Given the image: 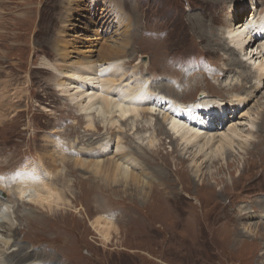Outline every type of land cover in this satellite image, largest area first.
I'll use <instances>...</instances> for the list:
<instances>
[{"label":"rangeland","instance_id":"1","mask_svg":"<svg viewBox=\"0 0 264 264\" xmlns=\"http://www.w3.org/2000/svg\"><path fill=\"white\" fill-rule=\"evenodd\" d=\"M263 16L264 0H0V113L4 108L7 110L12 100L22 99L20 104L10 106L9 114L0 124V173L22 169L25 163L33 162L42 163L47 167L44 170L50 171L49 166L55 161L57 167H62L58 173L67 174L70 179L75 177L60 163L59 151L66 150L71 155L76 169L83 161L111 166L120 157L121 150L115 148L117 133L112 130L113 138L108 140L116 142L114 147L110 148L112 142L107 140L106 147L98 144L87 148L105 129L92 133L94 127L88 126L87 119L71 99V94L80 90L70 87V78L74 77V67L84 62L93 67L101 62L98 69H102L112 62L113 56L125 51L124 60L127 62L125 58H128L132 65L140 61L150 63L153 76L150 73L146 77L157 85L162 82L172 85L173 77L178 75L199 77V85L192 93L186 85L175 86L183 94L179 102H195L204 94L235 99L233 93L228 98L229 83H242L241 78L253 77L258 71L252 70L254 74L247 75L251 70L249 61L245 57L239 63L234 61L241 55L239 48L227 39V30ZM223 42L235 50L225 49L221 46ZM218 47L220 54L215 56L216 50L213 52L211 48ZM230 55L236 70L229 75V80L213 76L217 87L208 91L206 70L225 67L232 58ZM105 61L109 64L102 63ZM115 64L121 65V62ZM160 74L168 75L159 77ZM261 80L263 87L257 91L248 83L243 99L238 100L240 107L229 111L212 135H208L214 137L212 144H215L222 131L235 125L244 135L256 129L252 130L245 149L236 144L240 150L236 149L231 157L229 168L204 160L201 152L198 153L200 148L194 147L186 153L181 143L175 145L168 133L158 130L160 124H167L163 118L166 114L161 113L140 120L136 132L129 130L130 124L126 122L118 129L120 141L126 142L118 144L125 146V151H131L138 162V156L145 160L146 176L126 165L137 176L136 181L129 180L109 189L100 184L87 196L74 186V181L64 185L60 174L55 172H50L49 177L42 176L49 182L46 190L42 185L26 184L28 180L18 181L25 171L7 178L3 187L0 185V222L5 221L3 224L17 229V233L6 234L0 227V259L8 261L5 255L9 253V256H18L10 259L15 262L20 259L21 264H45L49 259L56 264H264V214L259 217L257 213L262 209L259 206L264 207V195H253L264 189L257 179L262 167L259 162H252L255 156L248 154L259 140L258 134H264V66ZM68 87L71 90L67 93ZM164 112L169 114L167 109ZM249 121L254 122V128ZM80 135L88 138L84 144L76 143ZM160 144L161 153H171L172 163H175L174 156L186 158L177 164L180 175L176 178L175 173L169 176L165 161L159 162L153 175L150 173L149 166L156 162L145 156L146 150L152 147L151 153L160 161L154 153ZM142 145L147 148L141 151ZM78 147L88 149L89 155L77 152ZM118 163L125 165L121 160ZM197 166L201 168L200 173L196 172ZM88 169L91 170V165ZM172 180L174 185L167 184ZM170 188L177 190L176 198L171 196ZM101 190L116 198L114 205L109 203L106 213L99 210L106 204ZM49 203L55 205L48 210L52 216L58 217L54 214L61 211L68 213L60 216L66 224L65 245L61 244L62 238H55L58 234L52 230L32 229L26 224L28 219H39V213L49 209L45 207ZM15 206L16 214L12 210ZM116 206L120 212L108 214ZM131 207L134 215L130 213ZM242 216L247 217L236 219ZM79 226L77 235L74 228ZM24 248L27 249L23 251Z\"/></svg>","mask_w":264,"mask_h":264},{"label":"bare ground","instance_id":"2","mask_svg":"<svg viewBox=\"0 0 264 264\" xmlns=\"http://www.w3.org/2000/svg\"><path fill=\"white\" fill-rule=\"evenodd\" d=\"M254 19L255 17L251 21L245 24L239 23L237 26L236 24L234 25V27L230 26V29L227 30V35H228L227 39L231 41L232 43H234L237 48H239L238 52L240 54L239 53L238 54L241 55V58H235L234 61L236 63H239L243 60L242 57H245L247 61H249L247 64H249L248 66H250L249 68L251 69L249 72H247V75L254 74L253 72L255 70L258 71L257 74H255V76L253 77L246 76L244 80L241 78V81H243L242 83H238V82L235 84H232L231 82L229 83L230 93H229L228 98L230 97V94L233 93V96L235 99H232V100H226L227 98L226 95L216 94L213 97H211L210 94H206V95L204 94V96L200 97L195 102H191V103L179 102L182 100L183 94L177 91L175 86L186 85L185 88L186 89L189 88L188 90L189 93H192L199 85V82L201 80L199 79V77H195L194 75H188V76L178 75L176 77H173L172 85L167 84L166 82L164 83L162 82L160 83V85H157L153 81H151L149 77H146V75H149L150 73L153 76L152 71H150V63L145 64L140 61L137 64L132 65L133 63H130L131 61H129L128 58H125L127 62L124 60V57H127V54L125 51H122L121 53H118L111 58L112 62L110 64L113 66H110V64L106 63L107 61H105L102 63L109 64V65H107L106 67L102 69H98L100 67L101 62H98L96 66L94 65V67L90 66L86 62L82 63V65L80 66L74 67V73H73L74 77L70 78L69 85H71L70 86L71 88L73 89L76 88L80 91L73 92L71 94V99L75 101L80 111L82 112L83 117L87 119L89 123L88 126L94 127V130L91 129L93 130L92 133H95V132L99 133L100 131L105 129V132L101 134V137L99 136L96 142L89 143L87 145V148L89 149L98 144H100V147L101 146L106 147L109 145L107 144L108 142H112L109 145L110 148L114 147L116 142L108 140L109 137H112L111 130L113 131L114 134L117 133L115 138L118 144V142H121L118 137V134H121V132H118V129L122 128L124 122L130 124L129 130H133L134 132H136L139 129L138 124L140 123V120L144 119V117H146L147 115L159 116L162 113L163 115L166 114L165 116H163V118H164V121H167V124L166 126H164V124H160L158 130H160L161 133H166V134L168 133V135H170V137L172 138V142L175 145H178L179 143H181L182 148H183L182 150H185L186 153L191 152V150H193L194 147L200 148L198 153L201 152V157L204 160H207L210 163L212 162L220 163L222 168L230 166L231 157L236 152V149L238 147L241 149H245V146L247 145L250 138L252 137L253 129H251V132L249 131L248 134L244 135L242 130L238 128V125H235L234 127H230L228 130L224 132L222 131L219 140L215 144H212V141H213L212 139H214V137L208 136V135L209 134L212 135L211 133H213V131L217 128V126H219V123L222 122L223 119L227 117V114H229V111H234L236 110L237 107H240L238 105V102H239L238 100L243 99L241 96H242V93L245 92V90L247 89L248 83H251L249 87L254 88L255 91H257L260 87L261 88L263 87L261 76H262V69H263L264 64L261 62L264 60V16L260 17V19L259 18H257L256 20ZM155 43L160 44V41H156ZM254 44H257V46H255ZM144 46L145 45H143L142 47ZM221 46H223L225 49H228V50H235V47L233 49V47H231L230 45H227L225 42L221 43ZM211 50L213 52L216 50V52L214 53L212 52V53L215 56H218L220 54L219 51L221 49L218 47L216 49L211 48ZM245 50L247 52L243 54ZM166 53L172 56L175 55V54H171V52H166ZM232 59H233V56L231 59H229V62L225 67L221 66L219 69L209 68V70H206L205 78H206V86L207 88H209L207 89L208 91H211L210 88L217 87V85L212 79L213 76L218 77L219 79H225V78L228 79L229 75L233 71L236 70L231 65ZM116 62L118 63L121 62V65L120 64L116 65L115 64ZM134 66L136 67V69H133ZM144 67L146 68V70H143ZM140 73H142L141 76H138L140 75ZM240 73L241 71L239 70L238 74ZM73 74H71V76H73ZM167 75L160 74L159 77L167 76ZM247 77H249V79H247ZM234 79H236V77H234ZM245 80L248 81L247 84H244ZM83 85L84 87H82ZM237 87H241L242 90L237 89ZM70 90L71 89L69 88V89H66L65 91L68 93ZM19 92L20 91H17V94ZM252 95H255V94L253 93ZM21 101L22 99H19L16 101L12 100V104L11 103H10L11 105L9 104V107L7 108V110L5 108L3 109V111L0 113V124L6 119L7 115L9 114L8 110L10 106L14 104L18 105L21 103ZM165 109L169 110V114L164 112ZM129 120L131 121V123H129ZM84 122H86L85 119H84ZM248 124L251 126V128H254L255 126L253 121H249ZM124 131L126 132L125 134H127V136L130 137L131 134L126 130ZM139 131H142V130H139ZM253 131L255 132L256 129ZM258 131H261V127L258 128ZM81 133L82 132H80V134ZM258 135L259 136H257V139L259 140L258 141L256 140L254 142L252 150L251 151L249 150L248 154L255 156V158L252 159V162H256V163L259 162V165H261L262 167L261 172L257 175V179H258V182L261 184V187L264 188V134L260 132ZM83 137L84 136H81V135L78 136V140H76V143L84 144L85 141L88 140V138L85 139ZM253 137H254V133H253ZM204 139L206 140L204 141ZM105 141H107V143H105ZM202 141H204V143L199 145V143ZM121 143L126 144V142H121ZM117 144L115 148L117 147L118 151L121 150V152L119 153L120 157L115 158L116 161L111 166L101 165L98 162L86 163L85 161H83L80 163L81 167L79 168L77 167L76 169L75 168L76 165H74L75 164L74 161L76 160L74 159L73 161L74 163H72L71 155L67 154L66 150H62V151H59L58 153L61 159L60 163L64 164V167H66L75 178L71 177L70 179H68L67 174L63 175L61 173H58L62 171V167L61 168L57 167L56 165L58 163L55 161L51 162V165L49 166V168H51L52 170L50 171L44 170L47 167H45L42 163L38 164L37 162H33V163H27V164L25 163L24 164L25 168L13 169L8 172L0 173V185L1 187H3L5 180L7 178L13 177L14 176L13 174L17 175L18 173L25 171V173L22 172L23 175H20L18 177L17 179L18 181L28 180V183L26 184L31 185L32 183V184H38V186L42 185V187L46 190V189H49V186H48L49 182H45L44 181L45 179L42 176L46 174V176L49 177L50 172H53V173L55 172L56 175L60 174V176L58 175L61 180L60 182H64V185H67L69 182L74 181L73 182L74 186H76V188L80 190V192L86 193L88 196V194L95 192L97 190L96 189L97 186L100 184L106 186L107 189H109V188H113V186H118V184H126L128 183L129 180L136 181L137 176L132 174V171L129 170L128 166H131L132 169L136 168L137 172H139L141 175L146 176L145 170H148V169L145 166L146 165L145 160L144 159L142 160L138 156L139 161H140L138 162L136 158L131 155V151H125L124 149L125 146H123L122 144H121L122 146L119 144L117 145ZM236 144L238 145V147H236ZM63 146H66V145L64 144ZM142 146L143 148L141 149V151L147 148L146 145H142ZM161 146L162 144H160L154 151V153L158 157L161 158L160 161L158 160V158H156L151 153L152 147H148V149L146 150V152H148L149 154L146 153L145 156L154 159L156 162L155 165L149 166V168L152 169L150 173L151 175H153L155 168L158 170L159 162L164 163L165 161L166 168L170 169L169 176L175 173V178H176V176L180 175L179 173L180 169L176 168L177 164H181L182 160H186V158L185 156H182V155L177 156V157L174 156L175 163H176V166H175V163H172V160L170 158L171 153L169 152L165 154L161 153ZM163 146L166 148V144H164ZM205 147H206V150H205ZM88 149H83V148L78 147L76 151L79 153L84 152V154L89 155ZM237 150H240V149H237ZM112 151L113 150L111 149V152ZM113 154L115 156V153ZM103 155L105 156L106 154H103ZM139 155L141 156V154ZM45 157L52 158L49 155ZM120 160L125 165L119 164L118 161ZM89 165H91V170L88 169ZM87 171L90 173L89 175H86L88 173ZM196 172L197 173L201 172L200 166L196 167ZM81 175L84 178L81 177ZM218 176L219 175H217V177ZM175 180H172L169 183L167 182V184L174 185ZM112 183H114V185H112ZM68 188H70L69 191L72 193L71 187H68ZM171 190L174 192L173 193L171 191L172 192L171 196L174 195L173 197L176 198L178 195L177 190L174 188H172ZM156 192L159 193V191H156ZM49 193L50 195L54 194L53 192H49ZM101 193L99 194L102 195L103 201H105L106 204L100 206L99 210L101 212L103 211L104 213H106L107 206H110L109 203L111 205H114L116 203L115 202L116 198H114L113 194L111 193L110 194L108 193L109 195H107L106 192L102 190H101ZM253 195H264V189L256 191ZM168 196L169 195L167 194V197ZM97 199L98 198H96V201ZM10 200L13 201V198L10 197ZM43 200H46V199H43ZM88 201H91V200L88 199ZM116 201L121 202L122 200L117 199ZM251 202H253V200ZM57 205L59 206V204ZM262 206H264V204ZM45 207L49 208L46 210L47 213L46 211H41L39 213L40 215L39 219L36 218L37 220H35V217L30 220L28 219L27 220L28 222L26 224H28L29 227H31L32 229L43 227V228L52 230L54 233L59 235V236L56 235L55 238L57 239L62 238L61 240L62 242L61 241L60 242L61 244L63 243V245H65L64 240L66 239L65 237L66 232H65L64 225L66 224H64L60 216L63 217L65 214H68V213H64L62 211L57 212L54 215H57L58 217H54L51 215V213H48V210L55 208V205L49 203V204H46ZM16 209H17V206H15V208L13 207L12 209L14 214L17 213ZM119 209L120 208L116 206L114 208V211L109 210L108 214L120 212ZM258 209L259 210L261 209L260 212H257L258 216L263 217L264 207L259 206ZM4 213L7 216L6 211ZM130 213L131 214L133 213V207H131ZM128 217L129 216H127V218ZM243 217L245 218L247 216L238 217L236 219L239 220V219H242ZM7 218H9L10 220L9 216H7ZM135 219L137 220V218ZM3 222L5 221L0 222V227L2 228V230H4L6 234L12 233V235H14L17 233V229L13 228L12 226L3 224ZM78 230H80V226L74 228V231H76L74 233H77V235H79ZM40 232L42 231L39 230V234ZM47 232L49 233L50 231H47ZM12 240H17V238L12 239ZM70 240H71V237H70ZM65 243H67L66 240H65ZM5 245H8V244L5 243ZM14 245L15 246L13 247L17 246L15 242H14ZM7 247L8 249L11 248L9 245ZM19 247H22V245ZM23 247H26V246L24 245ZM26 249L27 248H24L23 251H25ZM5 257L8 259V261H6V259L4 260L0 259V264H17V263L21 264L20 259H17L16 262L10 259L12 257H18L16 255L9 256V253L8 254L6 253ZM68 258H71L70 254ZM47 262L45 261L44 263L50 264L52 262L53 264H56L52 259H49Z\"/></svg>","mask_w":264,"mask_h":264}]
</instances>
